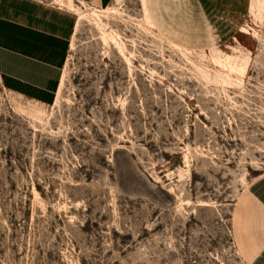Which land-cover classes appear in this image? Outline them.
I'll return each mask as SVG.
<instances>
[{
  "label": "rangeland",
  "instance_id": "rangeland-1",
  "mask_svg": "<svg viewBox=\"0 0 264 264\" xmlns=\"http://www.w3.org/2000/svg\"><path fill=\"white\" fill-rule=\"evenodd\" d=\"M42 1L84 15L52 103L0 82V264H251L264 0Z\"/></svg>",
  "mask_w": 264,
  "mask_h": 264
},
{
  "label": "crops",
  "instance_id": "crops-1",
  "mask_svg": "<svg viewBox=\"0 0 264 264\" xmlns=\"http://www.w3.org/2000/svg\"><path fill=\"white\" fill-rule=\"evenodd\" d=\"M76 15L66 6L42 0H0V82L4 89L41 104L55 100ZM231 220L240 253L251 264H264V174L239 194Z\"/></svg>",
  "mask_w": 264,
  "mask_h": 264
},
{
  "label": "bare ground",
  "instance_id": "bare-ground-1",
  "mask_svg": "<svg viewBox=\"0 0 264 264\" xmlns=\"http://www.w3.org/2000/svg\"><path fill=\"white\" fill-rule=\"evenodd\" d=\"M71 8H72V7H71ZM72 9H73V8H72ZM76 14H77V17H78V18H77V21L80 20V19H82L83 15H84L83 12H81V11L78 10V9L76 10ZM77 21H76V25H75V30H76L77 27H78V23H77ZM230 71H236V69L234 68V66H231V67H230ZM222 76L225 77L226 80H230V77H229L228 74L225 73V74H222ZM223 79H224V78H223ZM60 84H61V83H60ZM59 89H60V87H59Z\"/></svg>",
  "mask_w": 264,
  "mask_h": 264
}]
</instances>
